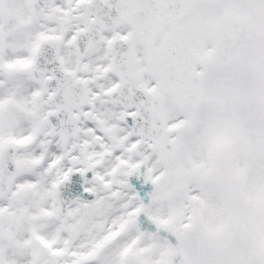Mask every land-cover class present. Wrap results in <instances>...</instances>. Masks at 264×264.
I'll list each match as a JSON object with an SVG mask.
<instances>
[{
    "label": "snow or ice",
    "instance_id": "obj_1",
    "mask_svg": "<svg viewBox=\"0 0 264 264\" xmlns=\"http://www.w3.org/2000/svg\"><path fill=\"white\" fill-rule=\"evenodd\" d=\"M0 264H264V0H0Z\"/></svg>",
    "mask_w": 264,
    "mask_h": 264
}]
</instances>
